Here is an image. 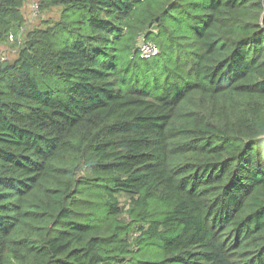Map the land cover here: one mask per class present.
Returning a JSON list of instances; mask_svg holds the SVG:
<instances>
[{
    "label": "trees",
    "instance_id": "1",
    "mask_svg": "<svg viewBox=\"0 0 264 264\" xmlns=\"http://www.w3.org/2000/svg\"><path fill=\"white\" fill-rule=\"evenodd\" d=\"M38 7L0 65V264H264V0Z\"/></svg>",
    "mask_w": 264,
    "mask_h": 264
},
{
    "label": "rangeland",
    "instance_id": "2",
    "mask_svg": "<svg viewBox=\"0 0 264 264\" xmlns=\"http://www.w3.org/2000/svg\"><path fill=\"white\" fill-rule=\"evenodd\" d=\"M39 4V0H26L22 7V13L25 18V25L22 29L19 41L22 43L26 33L34 29L35 27L44 28L48 21H56L59 18L60 9L58 7H51L49 10L38 9V12H34V5ZM47 21V22H46ZM13 41H4L0 43V55L6 58L7 62H12L16 59L20 47V43ZM122 203L125 198H121Z\"/></svg>",
    "mask_w": 264,
    "mask_h": 264
},
{
    "label": "built area",
    "instance_id": "3",
    "mask_svg": "<svg viewBox=\"0 0 264 264\" xmlns=\"http://www.w3.org/2000/svg\"><path fill=\"white\" fill-rule=\"evenodd\" d=\"M34 12H38V4H35L34 6ZM8 39L10 40V41H12L13 40V37H12V35H10L9 37H8ZM156 52H157V50H156V48L152 45V44H150V43H146V44H143L142 46H141V53H142V55L144 56V57H150V56H153V55H155L156 54ZM4 62H6V58L4 57V56H1L0 55V65H2Z\"/></svg>",
    "mask_w": 264,
    "mask_h": 264
},
{
    "label": "water",
    "instance_id": "4",
    "mask_svg": "<svg viewBox=\"0 0 264 264\" xmlns=\"http://www.w3.org/2000/svg\"><path fill=\"white\" fill-rule=\"evenodd\" d=\"M1 66H2V69H5L7 67V63L4 62Z\"/></svg>",
    "mask_w": 264,
    "mask_h": 264
}]
</instances>
